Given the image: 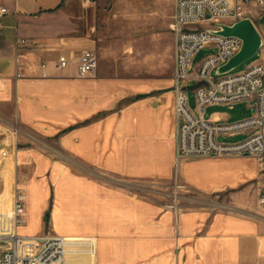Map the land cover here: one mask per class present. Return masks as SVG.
Here are the masks:
<instances>
[{"label": "crops", "instance_id": "crops-1", "mask_svg": "<svg viewBox=\"0 0 264 264\" xmlns=\"http://www.w3.org/2000/svg\"><path fill=\"white\" fill-rule=\"evenodd\" d=\"M145 6L164 19L140 20ZM3 7L10 12H0V150L22 167L73 169L72 176L57 173L52 211L72 264H264V214L212 205L225 196L246 209L257 206V159L241 153L176 160L173 82L162 87L159 77L161 25L170 24L174 0H0ZM86 49L97 53L98 65L80 76ZM61 55L70 60L63 68ZM144 63L156 77L145 78ZM209 118L227 122L230 115ZM60 152L73 163L52 155ZM87 167L107 177L76 171ZM176 177L196 193L190 200H202L178 220L126 185H169ZM28 191L20 232L36 234L44 202L35 187Z\"/></svg>", "mask_w": 264, "mask_h": 264}, {"label": "built area", "instance_id": "built-area-1", "mask_svg": "<svg viewBox=\"0 0 264 264\" xmlns=\"http://www.w3.org/2000/svg\"><path fill=\"white\" fill-rule=\"evenodd\" d=\"M175 10L169 28L176 38L173 92L175 94L176 160L190 156L248 153L259 164L262 183L258 201L264 206V44L258 59L236 73L211 72L226 63L242 46L237 36L213 33L217 23H233L249 17L253 22L264 17V0H174ZM1 13L10 12L6 7ZM24 42L25 40H21ZM205 44L217 47V53L207 56L193 69L197 50ZM258 52V51H257ZM70 63L61 55L58 67ZM98 65L94 50H84L78 59L80 76L93 74ZM45 64H42L44 67ZM19 77L25 72L17 73ZM195 81L196 107L189 104V82ZM246 102L255 107L254 115L233 122H221L205 117L206 106ZM250 130L251 134L237 142L219 141L220 134L233 135ZM26 192L16 188L12 208L0 212V264H67L66 236L39 237L24 234L19 227L26 223Z\"/></svg>", "mask_w": 264, "mask_h": 264}, {"label": "rangeland", "instance_id": "rangeland-1", "mask_svg": "<svg viewBox=\"0 0 264 264\" xmlns=\"http://www.w3.org/2000/svg\"><path fill=\"white\" fill-rule=\"evenodd\" d=\"M153 8V6H152ZM149 8L146 6L141 9L140 20L142 21L146 19L155 18L157 19H164L163 14L160 16L158 13L154 15L153 13L149 12ZM170 16L167 18L168 23L170 22ZM254 22H258V26L262 33L264 34V17L260 18L259 20L254 19ZM146 25L141 27L144 29ZM174 42L175 38L170 31L169 24L163 23L161 25V57H160V83L161 86H168L171 87L173 82V70L175 66L174 62ZM261 50L251 58L245 60L238 66L234 67L230 70V73H236L245 69L248 65L252 62L256 61L260 55ZM217 53V47L213 44H205L200 47L193 59V69H196L200 63L209 55H214ZM138 65L141 66L143 63V59L140 55H138ZM145 64V63H144ZM146 65V64H145ZM148 65H146V71L144 72L145 78L149 77H156V71H148ZM152 69V68H151ZM141 75V74H139ZM213 77H217L216 70L213 69L211 72ZM195 81L189 82V89H188V97H189V104L191 107H196V99H195ZM173 90V87H172ZM219 111L225 114L230 115V120L227 122L238 121L247 117L254 115L255 107L248 106L246 102H237L233 104L231 107L229 104H222V105H215V106H207L204 111L205 117H211L213 112ZM16 133L19 134L20 128L14 130ZM251 134L250 130H245L241 132H237L234 135H224L220 134L218 136L219 141L225 142H237L245 139ZM54 149L57 147L52 144L51 145ZM57 158L65 159L68 161L69 164H72L73 157L71 154L66 152H60V154L52 153ZM14 156H9V154L2 152L0 150V212L7 211L12 208V203L14 199V191L16 188H23L26 192V200L25 206L30 202L28 199V190L30 186L35 187L36 189V200L40 203L44 202L40 213L38 214V221L40 224L41 232L31 235H37L39 237H49L52 235H60L57 234L54 230V223H53V208L56 202V184L57 181V173L60 172V177L63 174H68V176H72L73 169H65V170H57V169H35V168H28L22 167V164L17 162ZM5 166L8 168L6 169ZM4 167V168H3ZM76 171L86 172L87 175L92 177H96L97 179L103 180L107 175L103 172V170L96 169V168H88L85 170L76 169ZM32 182L29 183V181ZM127 183V182H126ZM128 186L129 192H140L144 194V198L146 203L160 206L165 209H170L173 211L175 219L178 220L180 211L183 208L189 207L190 205L194 204L197 205L201 203V199H193L190 200L188 198L190 194H196L191 189H188L186 185L182 182L178 181L176 177L171 184H166L164 182H160L154 179H146L143 182L139 181L138 183L128 182L126 184ZM225 197V196H224ZM222 200L212 202L215 208H223L227 210H234L239 212H246L250 213L253 211V214H264V206H262L259 201L257 200V206L255 208L247 207L244 208L239 205L236 201L226 198ZM28 199V200H27ZM44 200V201H43ZM31 202L32 199H31ZM35 204V202H33ZM263 218V217H261ZM21 227V226H20ZM19 227V230H20ZM68 250V247H67ZM67 264H72L70 260V256H68Z\"/></svg>", "mask_w": 264, "mask_h": 264}, {"label": "water", "instance_id": "water-1", "mask_svg": "<svg viewBox=\"0 0 264 264\" xmlns=\"http://www.w3.org/2000/svg\"><path fill=\"white\" fill-rule=\"evenodd\" d=\"M218 29L211 30L213 33L224 36H237L242 39L240 50L226 63L220 65L216 73L223 74L238 66L245 60L253 57L263 45V37L255 23L249 18L237 20L233 23H217Z\"/></svg>", "mask_w": 264, "mask_h": 264}, {"label": "bare ground", "instance_id": "bare-ground-1", "mask_svg": "<svg viewBox=\"0 0 264 264\" xmlns=\"http://www.w3.org/2000/svg\"><path fill=\"white\" fill-rule=\"evenodd\" d=\"M65 240H66V238H65ZM66 244H67V240H66ZM66 248H67V246H66ZM67 259H68V256H67Z\"/></svg>", "mask_w": 264, "mask_h": 264}]
</instances>
